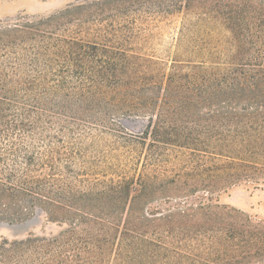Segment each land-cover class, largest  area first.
<instances>
[{
  "label": "trees",
  "instance_id": "1",
  "mask_svg": "<svg viewBox=\"0 0 264 264\" xmlns=\"http://www.w3.org/2000/svg\"><path fill=\"white\" fill-rule=\"evenodd\" d=\"M117 5L183 15L168 65L87 27L103 14L76 28L64 14L0 21V223L62 227L3 240L0 264H261L264 221L219 197L264 183V0ZM137 118L140 132L121 134ZM107 136L216 164L72 171L84 143Z\"/></svg>",
  "mask_w": 264,
  "mask_h": 264
},
{
  "label": "rangeland",
  "instance_id": "2",
  "mask_svg": "<svg viewBox=\"0 0 264 264\" xmlns=\"http://www.w3.org/2000/svg\"><path fill=\"white\" fill-rule=\"evenodd\" d=\"M0 1H5V5L11 7L13 6L12 3L15 2V0ZM132 8L127 5L118 7L117 0H38V6L35 9H20L13 12L2 9L0 21H14L21 16L49 17L64 14L67 16V20L72 21L70 27L76 28V23L79 22L78 18L81 21L84 19L92 21L103 14L100 18L105 19L104 25L95 27L92 24H87V27L95 29L92 30L94 32H96V28L103 30V32L107 31L105 35L109 36L114 43L126 39V45L134 52L168 65L175 58L178 50L177 45L183 15H154L146 12L141 13L143 11L135 12L137 9ZM121 12L127 13L130 17H122L123 15L118 14ZM124 18L129 21L125 23V30L117 32L107 27V24L111 25L112 23L117 26L119 22L125 20ZM142 121L141 118H137L134 122L122 121L126 128H120L121 134L139 133L142 129ZM83 146V155L73 163L75 164L72 170L74 172L85 170L94 175H103L126 170L133 176L137 172L141 173L147 162L146 170H159L169 173L185 171L202 173L206 168L211 169L216 164L212 157H199V159L197 157L195 159V157L190 156L189 152L171 146L149 149L148 145L145 146L138 140L132 142L129 139L118 138V136L88 140ZM149 156L150 162L147 161ZM84 163H86L85 168ZM219 199L220 203L244 212L255 221H264V183L262 182L235 186L221 194ZM43 222V220L34 221L27 227L0 223V244L5 239L11 241L26 237L30 231L38 235H49L51 232L57 233L62 229L58 224L45 225Z\"/></svg>",
  "mask_w": 264,
  "mask_h": 264
},
{
  "label": "crops",
  "instance_id": "3",
  "mask_svg": "<svg viewBox=\"0 0 264 264\" xmlns=\"http://www.w3.org/2000/svg\"><path fill=\"white\" fill-rule=\"evenodd\" d=\"M5 1H0V11L2 9H8L7 12H13L20 9H35L38 6V0H15L13 6H6Z\"/></svg>",
  "mask_w": 264,
  "mask_h": 264
}]
</instances>
